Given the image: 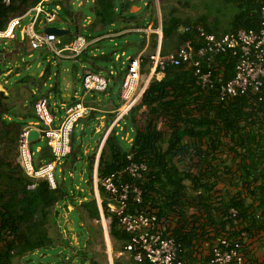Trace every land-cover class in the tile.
<instances>
[{
  "label": "trees",
  "instance_id": "16d2710c",
  "mask_svg": "<svg viewBox=\"0 0 264 264\" xmlns=\"http://www.w3.org/2000/svg\"><path fill=\"white\" fill-rule=\"evenodd\" d=\"M157 1L161 16V53L173 51L187 40H191L196 47L198 27L206 34L215 36L239 29L256 30L260 23V9L264 4V0H210L204 3L206 13L197 14L192 20L186 17L184 10L193 9L197 12L198 3L202 4L203 0ZM141 2L93 0L90 4L92 20L82 30L88 41L96 39L92 43L94 47L105 39L137 34L139 39L130 44L135 50L137 48L136 52L147 47L141 69V73H146L148 56L157 48L158 35L154 31L146 33L136 30L146 29L149 23L155 30L158 27V14L155 0H146L140 15L131 13V8ZM215 2L219 5H214L217 4ZM39 3L58 6L66 17V25L74 28L76 35L79 34L82 15L73 13L67 0H14L8 6L0 0V32L6 29L12 18L22 16L26 10ZM220 6L224 10L232 7L235 11L224 22L221 21L223 17H218L223 12V7L219 10ZM184 27L188 29L184 30ZM111 33L114 34L112 37L107 36ZM130 44L120 48L119 53L127 50ZM83 60L93 66L102 62L111 63L114 56L100 54L90 58L86 55ZM235 64L236 59L229 52L217 55L212 63L203 64V69L212 73V89H200L189 67L168 66L164 76L153 81L145 89L140 102L117 122L120 124L126 118L125 121L133 130L130 141L124 139L127 132L125 128L120 133L115 126L111 129L98 160L97 188L103 215L110 221L108 234L113 241L114 252L123 251V247L131 241V235L120 228L116 216L108 212L110 197L100 186L101 179L114 173H121L117 177L119 182H127L141 190L142 203L133 204L130 196L129 212L148 208L154 210L159 219H173L171 237L179 245L177 256L181 260L194 261L197 256L195 253L201 251L199 249L203 242L207 243V251L203 254L210 256L212 247L221 237L240 239L241 242L256 241L264 247V86L260 93L248 92L226 102H218L217 90L233 77ZM58 67L51 90L62 102L59 79L61 68L60 65ZM72 69V74H75L74 64ZM123 74L124 71L118 70L115 80L122 79ZM49 77L48 64L42 79ZM107 90L99 93L106 95ZM37 96L34 94L29 99L30 106L21 114L23 118L37 121L34 112ZM4 99H8V95L0 92V123H3L1 109ZM94 99V92L84 97L87 105ZM16 107H11V110ZM119 107L107 112L102 104H95L89 116L79 122L85 127L92 123L96 125L97 117L106 114L108 128L116 119ZM18 125L23 127L26 122ZM0 134V143L3 137L12 138L7 132L3 135L2 131ZM80 136H83L82 131ZM101 139L102 136L98 146ZM39 140L31 142V145ZM70 146L71 152L61 160V165L72 173L84 161L90 186L88 199L76 187H71L69 195L64 182H57L55 177L54 189L46 178L35 180L29 177L17 158L13 161L12 157L0 154V264H14L25 258L26 263L31 264L30 256L36 251L52 248L57 239L50 234L58 216L54 208L62 202L66 206L67 203L71 204L81 219L86 214L91 221L95 220L96 226L90 224L89 229L97 227L101 232L99 211L93 194V167L98 146L85 155L82 145L74 140L73 132ZM224 150L230 154L231 160L228 162L226 159L207 156L208 152ZM50 161L52 156L45 141L38 149L34 166L38 168ZM131 162L144 163L148 167L143 179L137 180L122 174ZM221 175L229 176L230 189H216ZM32 183H35V187L28 189ZM231 209L235 210V217L231 215ZM59 242L67 244L60 237ZM77 257L79 264H103L94 257L88 258L83 250L77 253ZM113 261V264H118L119 260ZM260 262L264 264V257ZM134 264L148 262L143 259Z\"/></svg>",
  "mask_w": 264,
  "mask_h": 264
},
{
  "label": "built area",
  "instance_id": "2783aa9c",
  "mask_svg": "<svg viewBox=\"0 0 264 264\" xmlns=\"http://www.w3.org/2000/svg\"><path fill=\"white\" fill-rule=\"evenodd\" d=\"M13 1L1 0L6 6ZM58 10L59 7L56 6L47 11L44 4L39 3L34 11L36 17L43 15L45 25L42 31L38 32L34 29L35 19L30 24L20 27L21 18L14 17L9 21L6 29L0 32V39L14 40V32L20 27L21 39H25L31 49L49 51L57 59H77L96 39L88 41L85 36L77 34L69 45L59 48L61 45L59 37L44 32V29L48 27L47 24L56 20V11ZM187 29L188 27H184V30ZM197 29L199 33L196 47L193 46L191 40H187L167 53H161L156 48L148 56V71L146 73H141L142 57L146 47L133 56H126L125 52L114 55L115 61L124 57L125 62L123 63L124 65L126 63L120 83L123 110L119 115H126L132 106L138 104L145 89L153 81L160 80L168 66L189 67L192 69L196 85L200 89H212L214 87L212 73L209 70H204L203 64L212 63L214 57L226 52L231 53L236 59V64L233 77L222 83L217 90L218 102H226L248 92L260 93L264 86V4L260 9V23L256 30L239 29L215 36L206 34L199 27ZM136 31H145L146 33L154 31L157 34V28L152 30L148 27V29H137ZM64 52L67 55H64ZM113 74V71L106 73L107 77L113 76ZM107 77L100 72L83 68L80 77L83 95L77 98V101L61 105L63 115L57 123L56 117L51 115L48 110V100L44 97L37 99L34 104L37 121L28 123L18 136L17 161L26 175L35 180L46 178L51 188L56 187L54 168L71 152L70 136L73 129L81 119L89 116L92 111V107L85 103L84 97L92 92L106 91L110 83ZM118 120L117 118L114 122L115 125ZM31 130L38 132V139L46 141L52 156V161L46 162L38 168L34 166V152L31 148V142L28 141V133ZM147 172L148 167L144 163L131 162L124 168L122 174L140 180ZM120 174H110L100 180V186L110 197L107 203L108 212L115 215L120 228L131 235V241L123 247V251L119 252L118 255L121 256L126 253L134 263H140L144 259L148 264H261L254 257H247L246 245H243L244 241L227 237H221L217 240L212 247L210 256L197 252L194 261L181 260L177 256L179 245L171 237V229L174 226L173 220L171 218L159 219L156 212L148 208L129 212L130 196L132 203L139 205L142 203V193L137 186H131L127 182H119L117 177ZM97 181L98 179H96V183ZM34 187L35 183H32L27 188L33 189ZM235 214V210L231 209V215L235 217ZM241 235L245 238L244 233Z\"/></svg>",
  "mask_w": 264,
  "mask_h": 264
},
{
  "label": "rangeland",
  "instance_id": "374dc122",
  "mask_svg": "<svg viewBox=\"0 0 264 264\" xmlns=\"http://www.w3.org/2000/svg\"><path fill=\"white\" fill-rule=\"evenodd\" d=\"M205 2H210V0H203L202 4L201 2H199L197 12L193 9L184 10V14L186 15V17H190L192 20H195L197 14L206 13L207 10L204 6ZM67 3L68 5H70V9L73 13H78L79 15H84L88 13L89 15H91L90 5H87L89 3L85 2V0H67ZM214 5L219 4L217 3ZM222 7L223 6H220L219 10ZM48 8L53 9L54 7L49 6ZM143 9L144 8L142 7V12ZM221 11L223 12L220 13L218 17H223L221 18L222 22L226 21V19L229 18L235 12L232 7L226 8L225 10L223 7ZM65 21L66 17H64L63 12L59 9L58 11H56V20L52 23L47 24V26H52L63 30L69 29L68 34L59 37L62 43L59 48H63L65 45H69L75 38L74 28L66 25ZM25 24H27V20H23L20 24V27L25 26ZM20 27L15 30L14 33L16 39L12 40V42H10L9 40L0 39V92L4 95H8V99H4L3 106L1 109V112L3 113V123H0V132L3 131V135L5 134V132H7L8 135L12 137L9 139L3 137V140L0 143V154H6L12 157L13 161H15L18 155L17 138L19 131L22 128L18 124L29 121L23 118L21 114L22 112L24 113L27 107L30 106L29 99L32 97V95H38L37 99L38 97H45L48 100V110L51 115L56 117V123L60 121L63 115L62 107L61 105H59L60 101H58L57 95H54L53 90H51L55 83V74L57 73V69L59 68L58 65H60L61 68L59 74L60 85L63 84V87L65 88V93H71L72 88L74 87L77 92H81L80 94H82L80 77L84 67L83 64H85V68L87 69H91L93 71H95L94 69H98V71L96 72H100L106 77V73H108V71H113V76L111 75L110 77H107L110 80V86L106 92V95H104L103 93L94 92V101H97V98H99L98 103L102 104L103 108L105 107L104 109L109 112L114 109L111 108L110 104H113L112 107H118L122 104V101L119 96L121 79L115 80L114 76L118 74V70L124 71L126 63L124 65L123 62H125V58L122 57L119 61L114 60L113 62L107 64L105 62H102L93 66L92 64L85 63L83 59L86 55L90 58L98 57L100 54H112L114 56L119 53L120 48H122L124 45L133 43L139 39L137 34H129L124 38L113 37L112 39H105L98 44V48L94 47L95 45L90 44L88 49L84 51V53L81 54V56L77 59H57L56 57H54L53 53L46 50H42L41 53H46L44 54L43 62L40 61L41 66L39 68H36V63L38 61L36 50H30L36 60L33 58H28V55H24V51L22 52L23 55L18 54L17 58L15 56H3L5 53H12L13 48L11 46V43H13L14 45H18V48H20V50H23L22 48L28 49V46H26V40L20 39ZM79 28V35L85 36V34L83 33L84 30H82L83 27L80 26ZM123 52H125L126 56H133L136 53V50L134 49V46L130 44L127 50H124ZM64 55H67V53L64 52ZM21 58L24 63L20 61ZM48 62H51V64ZM48 64L50 77L48 79H44V81L47 83V86H45L42 90L40 87L44 82L42 78L34 79L32 76H30V74L32 71H42L46 68ZM73 64L76 66V72H74L75 74H72ZM29 66H31L30 69H27L29 68ZM8 70H11L10 74L4 76L3 74ZM17 72L20 73L19 77L15 76ZM34 85L39 86V88L37 87L39 91L34 90ZM80 97L82 96L78 95V98ZM74 100L75 99L70 98L67 102H65V104L74 102ZM91 101L93 100H90V102ZM108 103L110 104L108 105ZM91 104L93 105L89 106L92 107L96 103L91 102ZM15 106L17 107L11 110V107ZM121 107H123V104L121 105ZM119 111L120 109L118 110V113H120ZM117 116L119 115L117 114ZM117 116L113 122L117 120ZM106 119L107 117H104L103 119H98V123L96 125L92 123L86 127L82 126V123H80L82 120L81 119L80 122H78L76 127L73 129L74 140L82 145V149L84 150L85 155H88L92 151L96 150L100 137L102 136L103 138L105 133L107 132L108 128H106ZM125 120L126 118H123L121 120L122 123H120V125L117 127V130H119L120 133V126L123 129L125 128L127 131L125 132V134L128 133L129 139L132 135L131 132L133 130L130 127V124ZM31 122L34 121L32 120ZM81 131L83 132V136H80ZM44 142V139H41L31 145V148L34 152V159L36 158L38 152L37 148H41ZM61 163L57 164L54 168L53 174L56 181L64 182L68 194L70 193L71 187H76V190H78L80 193H83L85 196H87V198L85 197V199H88V197H90V186L87 182V175L85 174L84 170V161L79 163L76 166V170L72 173L69 172L68 168L64 169ZM65 204L63 202L59 203L54 208V210L58 212V216L56 218L55 227L50 230V234L53 238H57L54 242L55 245L47 250L36 251L33 255L30 256L31 264H79L77 253H79V251L81 250L86 252L88 258L94 257L103 264H108L103 223L99 220L98 224L100 225L101 232L98 230L97 227L94 230L89 229L90 224L96 226L97 222L95 220L91 221L89 218H87L86 214H84L85 216H83V218L81 219L75 211V208L71 204L67 203V206ZM106 229L108 231V223L106 224ZM89 230H91L92 232H90ZM59 237L67 244L64 245L59 242ZM109 241L113 260H119L117 261L118 264H134L128 254L125 253L120 256L118 255L119 252H114L112 248L113 241L111 239ZM255 244L257 245L256 249L258 251H255L253 254L247 253V257L255 258L256 256V258L258 259L257 261H259L263 258V252L261 249H264V247L256 241ZM261 256L262 258L260 259L259 257ZM25 259L20 261L17 260L14 262V264H29L26 263Z\"/></svg>",
  "mask_w": 264,
  "mask_h": 264
},
{
  "label": "crops",
  "instance_id": "0c3cea01",
  "mask_svg": "<svg viewBox=\"0 0 264 264\" xmlns=\"http://www.w3.org/2000/svg\"><path fill=\"white\" fill-rule=\"evenodd\" d=\"M92 1L93 0H85V2H87V3H89V4H87V5H90L91 3H92ZM145 5H146V1H142L141 3H140V5H138V6H133L132 8H131V13H133V14H136V15H139V13L141 14L142 13V7L144 8L145 7ZM36 7V6H35ZM35 7H33V8H31V9H28V10H26V12L22 15V16H18V17H20L21 18V22L23 21V20H27V24H25V25H28V24H30L31 22H33V20L35 19V17H36V14H35V11H34V9H35ZM49 6H47V5H45V10H47V11H50V10H52V8H48ZM156 8H157V6H156ZM159 8V7H158ZM144 10V9H143ZM158 11H159V9H157V14H158ZM159 14H160V11H159ZM80 20H82L81 22H80V26L81 27H85L86 25H88L90 22H91V20H92V16L91 15H89L88 13H86V14H84V15H82L81 17H80ZM44 21H43V15L41 14V15H39V16H37V18H36V23H35V26H34V29L36 30V31H38V32H40V31H42L43 30V27H44ZM148 27H149V29H152L151 27H152V23H149L148 25H147V28L146 29H148ZM109 31H111V29L109 30ZM66 34H68V32L66 33ZM65 35V34H64ZM76 35V34H75ZM114 34L113 33H111V34H109V35H107V36H110V37H112ZM20 36H21V34H20ZM16 39V38H15ZM14 39V40H15ZM21 39V38H20ZM3 40H7V39H3ZM21 40H23V39H21ZM10 42H12V40H9ZM11 46H12V48H13V51H12V53L11 54H7V53H5L3 56H15L16 58H17V55L18 54H21V55H23L22 54V52L23 53H25L24 55H28V58H33V59H35V57H33V53L30 51V50H32L31 48H30V46H29V44L27 43V45L26 46H28V49H24V48H22L23 50H20V48H18V45H14L13 43H11ZM147 48V47H146ZM136 50H137V48H136ZM34 51V50H33ZM37 51V59H38V61H37V63H36V68H39L40 66H41V63H40V61L41 62H43V58H44V54L46 53H41L42 52V50H36ZM10 59V58H9ZM36 60V59H35ZM67 60V59H66ZM79 60V59H78ZM7 61V60H6ZM5 61V62H6ZM20 61H22L23 62V60H22V58H21V60ZM80 62H81V59H80ZM24 63V62H23ZM48 63H50L51 64V62H48ZM84 65V67L83 68H85V64H83ZM30 67L31 66H29V68H27V69H30ZM44 70L45 69H43L42 71H39V72H36V71H32L31 72V74H30V76H32L34 79H39V78H42V75H43V72H44ZM10 72H11V70H8L7 72H5L3 75L4 76H7L8 74H10ZM16 77H19L20 76V73L19 72H17L16 73V75H15ZM43 80V79H42ZM44 81V80H43ZM41 82V81H40ZM45 86H47V83L44 81L43 83H42V85L40 86L41 87V89L43 90V88L45 87ZM66 86H68V85H66ZM34 90L35 91H39L38 90V88H39V86H35L34 85ZM38 87V88H37ZM40 89V90H41ZM64 87H63V84H61L60 85V92H61V99H62V102H59V105H64L65 104V102H67L70 98H72V99H75V101H77V98H78V95H80L81 96V92L79 93V92H77V90H75V88L73 87L72 88V92L70 93V92H66L65 93V91H64ZM82 90V89H81ZM32 94H34V93H32ZM120 96V95H119ZM121 99V98H120ZM98 101H99V98H97V101H91V102H93V103H96V104H99L98 103ZM122 101V100H121ZM91 102H90V105H93V104H91ZM72 103V102H71ZM69 104V103H68ZM110 103H108V105H109ZM122 104H123V102H122ZM121 104V105H122ZM112 105L113 104H110V106H111V108H115V107H112ZM121 105H120V107H121ZM119 107V109H120V113L122 112V110H123V107H121L120 108ZM120 113H118V115L120 114ZM122 116H124V115H119V116H117L118 117V119L120 120L121 119V117ZM105 116L104 115H101V116H99V117H97V119H103ZM139 118V116H137V119ZM27 120H29V119H27ZM124 122V121H123ZM28 123H32L30 120L28 121V122H26V125L28 124ZM107 124V123H106ZM25 125V126H26ZM120 124H116L115 125V127L117 128L118 126H119ZM25 126H23V127H25ZM111 126V125H110ZM109 126V127H110ZM22 127V128H23ZM108 127V128H109ZM120 130H123V128L120 126V128H119ZM119 131V130H118ZM127 136V137H126ZM124 139H126L127 140V142H129L130 141V138L128 139V133H126V135H125V137H124ZM204 149L206 150V147L204 146ZM207 156H213V157H215V158H218V159H226V161L228 162V161H230L231 159H230V154L227 152V150H224V151H215V152H213V153H211V152H208V155ZM203 167H205V166H203ZM209 169V168H208ZM197 172V169L196 170H194V173H196ZM220 174V173H219ZM221 180L218 182V186L216 187V189H218L219 191H223V190H227V189H230L231 188V186H230V184H229V176H223V175H221ZM220 179V178H219ZM209 182H212V180H209ZM187 184H189V182H187ZM190 187V186H189ZM173 220V219H172ZM244 243H245V245H246V247H245V253H251V254H253L255 251L257 252L258 250L256 249V244H255V241H251V240H246V241H244ZM201 249H199V250H201L200 251V253H206V251H207V243H205V242H203L202 243V245H201V247H200ZM256 249V250H255ZM202 250L204 251V252H202ZM262 250V252H263V257H264V249H261ZM196 252V251H195ZM197 253V252H196ZM260 259L262 258V256L261 257H259ZM263 259V258H262ZM261 259V260H262ZM255 260L257 261L258 259L255 257ZM261 260H259V261H261ZM59 264V263H58Z\"/></svg>",
  "mask_w": 264,
  "mask_h": 264
},
{
  "label": "water",
  "instance_id": "95a60500",
  "mask_svg": "<svg viewBox=\"0 0 264 264\" xmlns=\"http://www.w3.org/2000/svg\"><path fill=\"white\" fill-rule=\"evenodd\" d=\"M156 1V6L157 9H159V4L158 1ZM44 32L46 34H54L58 37L63 36L64 34L67 33V30H63V29H59L56 27H52V26H48L44 29ZM157 34H158V45H157V50H160V45H161V38H162V32H161V16L159 14L158 11V27H157ZM114 122L111 124V126L108 128L107 132L105 133L104 137L101 139L100 144L98 146L97 149V153H96V157H95V163H94V167H93V194H94V198L96 200V204H97V208L99 211V217H100V221L103 223V231H104V238H105V245H106V253L108 256V264H113V257H112V251H111V246H110V238H109V234L108 231L106 229V224L110 223L109 220H106L104 215H103V211H102V207H101V201L99 198V193H98V188H97V183H96V179H97V167H98V160H99V156L101 153V149L104 145V142L108 136V134L110 133L111 129L114 127ZM39 134L36 130H31L28 133V141L29 142H33L36 139H38Z\"/></svg>",
  "mask_w": 264,
  "mask_h": 264
}]
</instances>
